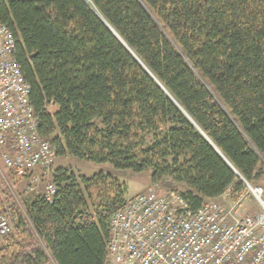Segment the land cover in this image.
<instances>
[{"label": "trees", "instance_id": "obj_1", "mask_svg": "<svg viewBox=\"0 0 264 264\" xmlns=\"http://www.w3.org/2000/svg\"><path fill=\"white\" fill-rule=\"evenodd\" d=\"M0 19L57 156L150 169L192 209L264 178V0H0ZM50 176L52 200L0 195L13 223L0 264H109L126 186Z\"/></svg>", "mask_w": 264, "mask_h": 264}, {"label": "built area", "instance_id": "obj_2", "mask_svg": "<svg viewBox=\"0 0 264 264\" xmlns=\"http://www.w3.org/2000/svg\"><path fill=\"white\" fill-rule=\"evenodd\" d=\"M31 90L17 60L14 32L0 19V157L19 176L37 169L47 176L57 154L40 133ZM246 184L260 206L251 214L239 210L240 201L215 198L192 209L175 190L134 195L111 218L109 264H264V186ZM57 191L55 183H47L49 200ZM12 229L7 214L1 215L0 235Z\"/></svg>", "mask_w": 264, "mask_h": 264}, {"label": "rangeland", "instance_id": "obj_3", "mask_svg": "<svg viewBox=\"0 0 264 264\" xmlns=\"http://www.w3.org/2000/svg\"><path fill=\"white\" fill-rule=\"evenodd\" d=\"M51 109H53V107ZM59 166L71 167L78 173L87 174L90 176L99 171L110 172L114 176H116L123 185L126 186L127 199H130L138 193L147 192L150 189H156L160 192L168 193L173 190L177 191L178 193H181V191L184 190V186L180 184H178L177 186L178 189H170L169 187H163L161 183H154L152 181V171L150 169L143 172H135L132 170H116L111 163L96 165L94 163L83 161L69 155L65 157L56 156L52 164V170L56 169ZM49 182H53L52 176H44L40 169H37L33 173H29L28 177L26 176L21 179L17 178L14 173L11 172V169H8L5 166L3 160L0 157V195L4 196V198L6 197L4 193H6L8 190L18 200H21L23 196H30L31 194L43 193L45 192L46 185ZM257 185L264 186V178ZM216 200L226 204H232L237 202L232 201L227 193H225V196L221 199L216 198ZM259 208V204L255 202L253 196L250 193H248L247 196L243 197L239 202V210L243 214H251L259 210ZM3 214H7V216L10 218L8 212L5 211L2 213V215ZM10 222L12 223L11 219Z\"/></svg>", "mask_w": 264, "mask_h": 264}, {"label": "crops", "instance_id": "obj_4", "mask_svg": "<svg viewBox=\"0 0 264 264\" xmlns=\"http://www.w3.org/2000/svg\"><path fill=\"white\" fill-rule=\"evenodd\" d=\"M225 196V194L224 195H222V196H220V197H218L217 199H221L222 197H224Z\"/></svg>", "mask_w": 264, "mask_h": 264}]
</instances>
